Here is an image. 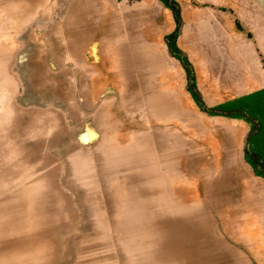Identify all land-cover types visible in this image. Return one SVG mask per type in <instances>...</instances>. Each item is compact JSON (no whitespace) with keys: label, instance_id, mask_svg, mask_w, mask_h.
Wrapping results in <instances>:
<instances>
[{"label":"rangeland","instance_id":"1","mask_svg":"<svg viewBox=\"0 0 264 264\" xmlns=\"http://www.w3.org/2000/svg\"><path fill=\"white\" fill-rule=\"evenodd\" d=\"M60 13L0 0V264L264 262V96L205 102L177 80L162 104L123 85L119 41H60Z\"/></svg>","mask_w":264,"mask_h":264},{"label":"crops","instance_id":"2","mask_svg":"<svg viewBox=\"0 0 264 264\" xmlns=\"http://www.w3.org/2000/svg\"><path fill=\"white\" fill-rule=\"evenodd\" d=\"M171 1L180 13L177 20L167 0H61L60 22L56 30L60 32V41H119L117 47L122 51L112 55L119 58L122 68L119 76L124 79L123 85L128 89L130 84H135L137 74L141 86L146 87L144 94L160 95L161 103H164L162 95L172 92L169 88L177 80L179 92L182 87L187 91L194 89L205 102L214 101L210 94H220L219 103L229 99H225L224 94H234L232 100L246 95L264 96V0ZM45 19L52 20L53 16ZM177 27L174 41H177L179 52L174 55L165 41ZM154 45L162 47L163 56L168 54L179 63L178 57L186 58L194 69V79L184 69L174 79L171 74H166L163 66H159V53ZM112 47L115 45H109L108 53ZM164 50H167L166 54ZM93 70H84L88 85L95 81L96 71ZM111 75L109 70L101 77L113 78ZM114 77L118 78L117 75ZM254 107L264 113L261 100ZM242 142L241 147L235 146L237 151L243 150ZM255 198L260 199V193ZM208 252L205 247L202 251L204 257L189 261V264H264L255 260L251 263L210 262Z\"/></svg>","mask_w":264,"mask_h":264}]
</instances>
